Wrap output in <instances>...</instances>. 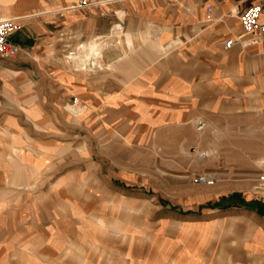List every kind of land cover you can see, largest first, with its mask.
<instances>
[{"label": "crops", "instance_id": "obj_1", "mask_svg": "<svg viewBox=\"0 0 264 264\" xmlns=\"http://www.w3.org/2000/svg\"><path fill=\"white\" fill-rule=\"evenodd\" d=\"M80 1L0 0V19H17L22 25L13 36L21 53L0 56V195L9 198L0 200V208L12 210L14 198L25 191L55 187L49 176L58 173L63 152L78 150L77 134L65 130L82 115L88 129L101 130L103 146L157 143L163 130L166 143L176 145L169 149L172 158H190L189 148L196 145L197 174L218 179L213 186L194 184L206 194L199 206L178 210L181 215L198 216L207 209L220 214L207 220L222 226L242 210L264 220V189L252 184L264 173V40L246 48L226 47L243 35L239 16L252 2L92 0L79 9ZM97 4L111 5L124 17L125 39L115 45L117 56L104 50L98 63L107 67L96 74L91 69L85 77L60 73L51 79L38 70L36 63L45 58L32 51L48 46L63 29L85 38L82 45L101 41L102 49L114 46L104 34L110 26L96 23L104 20L95 17ZM74 97L86 109L69 104L67 112L64 106ZM243 187L252 191L251 199H240ZM28 210L30 224L45 220L40 209ZM2 222L14 232V222Z\"/></svg>", "mask_w": 264, "mask_h": 264}, {"label": "rangeland", "instance_id": "obj_2", "mask_svg": "<svg viewBox=\"0 0 264 264\" xmlns=\"http://www.w3.org/2000/svg\"><path fill=\"white\" fill-rule=\"evenodd\" d=\"M96 6L95 17L104 19L96 23L110 26L105 39L114 43L105 46L102 54L105 50L117 56L115 45L125 39L124 17L111 10V5L110 9L105 4ZM76 7L87 8L80 3ZM85 40L63 29L52 35L48 46L31 54L45 58L36 65L51 79L60 73L85 77L91 69L101 73V67H107L102 63H82L86 58L79 46ZM73 53L82 60L69 59ZM69 104L83 105L78 97L65 110ZM94 114L98 121L100 113ZM80 118L68 131L63 127L65 133L77 134L78 150L63 152L58 173L49 176L55 187L47 184L38 191H25L14 198L12 210L0 208V220L15 223L12 233L5 222L0 223V264H230L229 258L236 260L234 264H264L262 218L238 210L231 214L235 220L220 226L207 220L220 214L206 208L198 216L178 212L199 206L198 199L206 194L192 180L204 175L196 171L200 169L196 145L189 148L190 158H172L169 149L176 145L166 143L163 130L157 143L103 146L98 137L101 130L88 129L85 117ZM252 184L259 187L256 181ZM242 189L240 199H251L252 191ZM0 200L9 198L0 195ZM47 200L52 201L48 206ZM28 206L40 209L41 216L44 212L45 220L30 224Z\"/></svg>", "mask_w": 264, "mask_h": 264}, {"label": "built area", "instance_id": "obj_3", "mask_svg": "<svg viewBox=\"0 0 264 264\" xmlns=\"http://www.w3.org/2000/svg\"><path fill=\"white\" fill-rule=\"evenodd\" d=\"M242 2H252L239 19L244 33L226 43L227 48L233 45H240L243 48L257 44L264 40V0H241ZM90 0H81L80 7H87ZM22 29L21 23L17 19H0V56L2 58H15L21 53V48L13 41V36ZM198 129L204 128L203 122H198ZM193 183L197 185L213 186L217 183V177L212 174H204L193 177ZM259 189H264V173L258 177Z\"/></svg>", "mask_w": 264, "mask_h": 264}, {"label": "bare ground", "instance_id": "obj_4", "mask_svg": "<svg viewBox=\"0 0 264 264\" xmlns=\"http://www.w3.org/2000/svg\"><path fill=\"white\" fill-rule=\"evenodd\" d=\"M103 46L104 44L102 45V43L101 42L99 43L98 41H93L89 45H82L81 47H79V50H82L81 53H84L83 56L86 58V60L85 59L82 60V56L80 54L77 55L76 53H73L72 55L75 56H71L69 57V59L74 61L82 60L83 65L90 63L92 66H97V65L102 66L98 64V60L102 58Z\"/></svg>", "mask_w": 264, "mask_h": 264}]
</instances>
